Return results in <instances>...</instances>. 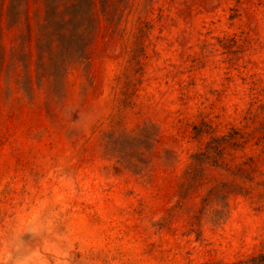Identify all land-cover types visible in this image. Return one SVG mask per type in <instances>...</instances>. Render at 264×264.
Listing matches in <instances>:
<instances>
[{
  "label": "rangeland",
  "instance_id": "obj_1",
  "mask_svg": "<svg viewBox=\"0 0 264 264\" xmlns=\"http://www.w3.org/2000/svg\"><path fill=\"white\" fill-rule=\"evenodd\" d=\"M0 264H264V0H0Z\"/></svg>",
  "mask_w": 264,
  "mask_h": 264
},
{
  "label": "trees",
  "instance_id": "obj_2",
  "mask_svg": "<svg viewBox=\"0 0 264 264\" xmlns=\"http://www.w3.org/2000/svg\"><path fill=\"white\" fill-rule=\"evenodd\" d=\"M222 140H224V139L221 138L219 141L215 140V142H217V141L220 142ZM221 144H217L215 146H211L210 149L213 148L216 152L221 153V151H222V145ZM206 157H207L206 153H202L201 152V153L195 155L193 158H194L195 162H197L198 164H201V163L204 162V159ZM223 196H224L223 192L221 190H219L218 193H217V197H219L221 199V198H223Z\"/></svg>",
  "mask_w": 264,
  "mask_h": 264
}]
</instances>
